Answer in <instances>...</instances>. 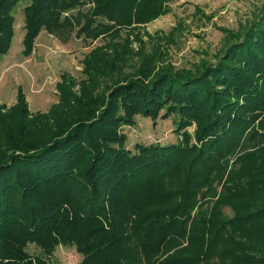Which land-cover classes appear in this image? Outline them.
<instances>
[{
  "label": "trees",
  "instance_id": "trees-1",
  "mask_svg": "<svg viewBox=\"0 0 264 264\" xmlns=\"http://www.w3.org/2000/svg\"><path fill=\"white\" fill-rule=\"evenodd\" d=\"M20 1L0 0V54ZM169 1L25 5L27 55L42 28L58 37L71 24L61 13L88 2L76 34L123 48L86 55V79L62 73L47 112L33 114L21 90L0 103V264H47L58 246L79 264H264V2L214 61L177 71L155 65L158 47L123 73L129 35L140 40L135 29ZM136 116L172 119L176 142L127 148Z\"/></svg>",
  "mask_w": 264,
  "mask_h": 264
},
{
  "label": "rangeland",
  "instance_id": "rangeland-1",
  "mask_svg": "<svg viewBox=\"0 0 264 264\" xmlns=\"http://www.w3.org/2000/svg\"><path fill=\"white\" fill-rule=\"evenodd\" d=\"M30 0H21L12 10L13 25L7 51L0 54V103L11 106L17 100L18 92L24 94L28 108L33 114L47 112L57 103L59 92L56 84L62 73L69 74L76 81L86 79L84 63L86 55L96 48L117 47L121 50L122 40L100 35L97 39L83 40L76 34L82 15L94 6L71 8L61 13L59 19L64 23L67 18L71 24L64 31L59 28L57 35L48 34L42 28L34 39L33 50L25 53L23 39L25 33L24 7ZM264 0H170L169 12L155 20L138 25L129 35L130 49L123 73L136 71L142 64V54L156 55L159 47L162 52L158 66H170L173 70H193L202 62L214 61L222 51L231 33L240 34L243 27L255 16ZM124 34V32H123ZM114 39V40H112ZM112 45L110 43H115ZM112 51V48H111ZM78 85L74 86L76 90ZM136 123L124 126L127 135L126 147L134 150L135 143L150 142L174 143L177 135L173 133L175 124L172 119H159L155 124L151 119L136 116ZM194 126L187 130L192 133ZM234 160L231 161V163ZM222 213L232 216L229 207L224 206ZM27 252L32 256L40 253L35 245H29ZM47 264H79L81 255L73 247L58 246Z\"/></svg>",
  "mask_w": 264,
  "mask_h": 264
},
{
  "label": "built area",
  "instance_id": "built-area-1",
  "mask_svg": "<svg viewBox=\"0 0 264 264\" xmlns=\"http://www.w3.org/2000/svg\"><path fill=\"white\" fill-rule=\"evenodd\" d=\"M72 262H70V261H67L65 264H71Z\"/></svg>",
  "mask_w": 264,
  "mask_h": 264
}]
</instances>
